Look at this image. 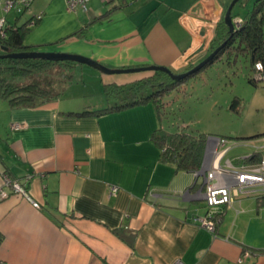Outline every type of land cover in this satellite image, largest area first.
Instances as JSON below:
<instances>
[{
    "label": "crops",
    "instance_id": "0c3cea01",
    "mask_svg": "<svg viewBox=\"0 0 264 264\" xmlns=\"http://www.w3.org/2000/svg\"><path fill=\"white\" fill-rule=\"evenodd\" d=\"M6 1L0 19L8 26L41 17L23 39L30 50L78 55L109 69L158 66L183 74L211 43L179 64L201 40L199 30L207 27L212 41L232 0H91L87 12H69L66 0H28L25 10L7 13ZM254 1L236 7L233 20ZM252 60L245 61L252 67ZM72 72L76 81L47 103L15 108L0 98V184L6 173L39 204L18 195L0 201V264H264V205L243 197L232 209H217L214 232L199 226L195 219L207 214L202 178L160 161L151 104L77 115L107 109L106 86L150 72ZM255 132L242 139L248 144L207 139L202 167L210 166L207 153L225 149L222 167L256 164L245 162L264 157V130ZM239 146L249 155L226 158Z\"/></svg>",
    "mask_w": 264,
    "mask_h": 264
},
{
    "label": "trees",
    "instance_id": "16d2710c",
    "mask_svg": "<svg viewBox=\"0 0 264 264\" xmlns=\"http://www.w3.org/2000/svg\"><path fill=\"white\" fill-rule=\"evenodd\" d=\"M242 5L243 3L240 1L235 8L242 7ZM242 21L241 27L234 30L232 37H230L228 28L223 21L217 25L215 37L206 51L205 58L223 43L225 46L213 61L199 72L179 81L172 80L164 73L154 72L139 81L124 86H106L104 89L105 99L110 106L93 113L77 115H100L151 104L156 111L158 121V127L153 132L151 141L160 152V161L177 171L195 174L202 167L206 136H195L187 132L185 128H179L169 133L164 131L162 110L167 105L165 98L175 89H179L185 81L197 77L223 57L230 64L239 55L244 56L245 59L249 55L253 56L251 67L253 74L248 78V82L254 87L257 86L253 76L254 63L264 64V0H255ZM27 31L26 25L22 27L7 25L4 38H0V46L7 48L10 53L32 51L31 48L23 45ZM74 66L73 63H51L40 60H0V98L15 108H31L47 103L57 98L63 88L72 81L71 71ZM194 67H188L185 72ZM117 96L120 97V103L113 100ZM254 156L256 155L249 156L245 162L258 163L261 160V157ZM257 199L260 205H264V196H258Z\"/></svg>",
    "mask_w": 264,
    "mask_h": 264
},
{
    "label": "rangeland",
    "instance_id": "374dc122",
    "mask_svg": "<svg viewBox=\"0 0 264 264\" xmlns=\"http://www.w3.org/2000/svg\"><path fill=\"white\" fill-rule=\"evenodd\" d=\"M241 13L244 15L247 11ZM245 60L238 56L230 64L226 58L216 61L171 92L165 98L167 105L162 110L163 130L169 133L185 128L195 136L205 135L206 140L222 138L233 144H248L249 141L242 139L264 130V84L257 83L254 87L248 82L252 71L250 62ZM75 67L97 72L86 66ZM72 76L73 81L76 79L73 72ZM113 100L121 102L118 96ZM240 146L226 158L233 160L234 155H249L250 150Z\"/></svg>",
    "mask_w": 264,
    "mask_h": 264
},
{
    "label": "built area",
    "instance_id": "2783aa9c",
    "mask_svg": "<svg viewBox=\"0 0 264 264\" xmlns=\"http://www.w3.org/2000/svg\"><path fill=\"white\" fill-rule=\"evenodd\" d=\"M91 0H66V7L69 12L80 10L87 12L88 4ZM29 6L28 0H7L5 2L3 11L9 12L11 10L23 11ZM40 16H36L33 20L26 24V28H32L39 20ZM241 20H234L236 29L241 27ZM7 27L4 18L0 19V38H4L5 29ZM254 80L257 83L264 84V64L261 62L254 63ZM23 126L14 125V128L20 129ZM208 143L216 141L219 145H225L227 140L222 138L208 139ZM228 149L218 153H207L211 157L210 166L201 167L200 171L193 176L194 179L202 178L200 193L203 196L207 214L204 217L196 218L199 226L204 227L209 232H214L216 223L219 219L217 209L226 208L232 209L235 202L243 197L264 196V157L253 165H244L240 168L233 167L226 162L224 167L219 165L220 159L226 154ZM218 161V162H217ZM2 181L0 184V201L6 200L10 196H21L29 201L34 208H39V204L30 199L21 184L9 177L6 173L2 174ZM116 192V188H112ZM181 264V263H177Z\"/></svg>",
    "mask_w": 264,
    "mask_h": 264
},
{
    "label": "water",
    "instance_id": "95a60500",
    "mask_svg": "<svg viewBox=\"0 0 264 264\" xmlns=\"http://www.w3.org/2000/svg\"><path fill=\"white\" fill-rule=\"evenodd\" d=\"M240 1H242V3L244 4L243 0H232L228 5L227 9L225 10L223 16V23L228 28L230 37L233 36L235 30L232 12L236 4ZM207 30L209 29L204 26L199 30V37L201 38V40L198 42V44H196L193 48H191L189 52H187L183 56L182 60L179 63L180 65L181 64L186 65L192 59L204 53L207 45L209 44V42H211L209 36L206 34ZM224 46L225 43H223L218 48H216L211 54H209L206 58L200 61L193 69L183 74H174L168 68L158 67V66H149V67L131 68V69H109L98 62H95L89 58H85L78 55L61 54L55 52H39L34 50L28 52L10 53L9 50L3 46H1L0 48L1 52H3V54H0V60H40L51 63H73L75 65L86 66L106 76L145 73V72H150V73L161 72L168 75L172 80L179 81L192 74L199 72L209 62L213 61V59L216 57L218 52Z\"/></svg>",
    "mask_w": 264,
    "mask_h": 264
},
{
    "label": "flooded vegetation",
    "instance_id": "af4514ba",
    "mask_svg": "<svg viewBox=\"0 0 264 264\" xmlns=\"http://www.w3.org/2000/svg\"><path fill=\"white\" fill-rule=\"evenodd\" d=\"M242 22H243V21H242ZM242 22H241V23H242ZM241 25H242V24H241ZM200 61H202V60H200ZM200 61H199V62H200ZM197 64H198V63H197ZM197 64H195V65H191V67L196 66ZM191 67H189V68H191ZM187 69H188V68H187Z\"/></svg>",
    "mask_w": 264,
    "mask_h": 264
}]
</instances>
